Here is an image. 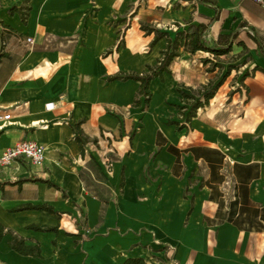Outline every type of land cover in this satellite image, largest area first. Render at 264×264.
Here are the masks:
<instances>
[{
	"label": "crops",
	"instance_id": "crops-1",
	"mask_svg": "<svg viewBox=\"0 0 264 264\" xmlns=\"http://www.w3.org/2000/svg\"><path fill=\"white\" fill-rule=\"evenodd\" d=\"M133 1L31 0L22 23L8 9L24 0H0V154L21 140L45 148L38 166L0 167V224L26 245L38 244L40 258L13 252L7 234L0 242V264H122L133 258L145 264H264V231L219 224L204 162L181 153L177 165L166 150L200 146L218 150L230 165L258 163L249 199L264 207V72H252L264 71V56L252 41L264 48V4L137 0L142 6L128 13L129 24L119 30L124 18L118 20V14ZM216 13L207 39L237 32V40L253 49L249 77L227 107L212 108L214 97L211 106L199 109L191 131L176 132L164 116L174 117L172 110L181 103L178 90H192L188 76L202 82L210 73L199 75L202 64L196 76L190 73L193 55L180 52L170 75L150 83L145 109L131 107L139 83L106 82L117 72H144L165 49L164 39L148 46L153 36L139 30L140 22L174 34L190 24L206 25ZM48 103L52 110L45 109ZM5 115L10 119L3 120ZM79 122L88 139L84 156L75 141ZM158 132L166 140L161 148ZM23 177L57 189L37 181L13 184ZM232 184L228 177L219 187L225 204L233 196ZM26 204L48 205L56 214L11 212Z\"/></svg>",
	"mask_w": 264,
	"mask_h": 264
},
{
	"label": "trees",
	"instance_id": "trees-1",
	"mask_svg": "<svg viewBox=\"0 0 264 264\" xmlns=\"http://www.w3.org/2000/svg\"><path fill=\"white\" fill-rule=\"evenodd\" d=\"M31 0H24L23 4L20 7H11L8 9V14L13 15L17 13L20 16L21 22L25 23L27 16L31 10L30 7ZM199 4H205L208 0H197ZM134 17V14H131ZM218 20V14L216 13L214 17L206 25H187L185 30H177L173 37L171 34L165 31L157 30L151 24L146 22L139 23V30L144 33L145 36H153L152 40L149 42L148 46L153 47L160 39L165 40V49L160 52V57L156 60V64L153 66H146V70L141 73L128 71V73L117 72L106 78V82H126L128 80H133L139 83V87L135 92L134 100L131 104L132 108L140 107L143 104V107L148 106L151 93H150V83L153 80L164 81V75H170V66L174 62L175 58L180 56V52H184L188 55H194L197 52L208 54L212 59H200L203 65L207 63H212L213 60L218 61L221 57L229 54L232 51V47L235 45V42L238 38L237 32L229 33H220L217 36V39L214 43H210L207 39V34L209 31V26ZM242 24H239V27H242ZM253 43H256L257 54L259 56H264V48L261 47L260 43L256 41L255 38H252ZM237 46H241L243 49L246 48L245 44L238 40L236 43ZM118 46L124 47L122 41H119ZM117 46V47H118ZM108 54L111 53V50L107 51ZM216 68H220V64H215ZM233 70V67H229L228 70L223 74V77L213 84L212 81H209L206 85H201L200 89L197 91V95L193 90L190 96L185 92L178 90L177 92L181 96V104L174 106L177 110V121L168 119L165 124L169 126H174L175 131H191V121L192 118L196 116V113L199 109H203L208 106L209 101H211L217 90L223 85L225 79L229 76L230 71ZM256 70L262 71L258 67H254L252 72ZM247 77L248 73H244L241 77V82H243ZM237 92L232 91L231 94ZM197 96V97H196ZM81 122L75 124V141L79 146L81 156H84V145L88 142V139L85 138L80 129ZM156 145L158 148H161L163 144L166 143L162 134L159 132L156 135ZM96 141L94 140L93 143ZM167 152L176 157V164H180V154L189 153L194 157L196 161L201 160L204 162L207 171H209V179L206 181L205 186L209 187L211 190L209 200H213L218 203V209L216 211V218L218 223H230L239 231L255 232L259 233L264 231V207L259 204L254 203L249 199V184L251 181L256 180L259 176V165L257 164H248V165H238L236 163L230 165L225 156L222 155L218 150L212 148H205L200 146H193L186 148L184 150L176 149L175 147L169 145L167 147ZM174 172V170H173ZM175 173V172H174ZM230 177L233 190L232 198H229L225 204L223 200V193L219 190L220 185L226 182V178ZM43 182L47 184L48 187H57L53 186L47 181L40 179L32 180L27 177L20 178L15 181L13 184H22L26 182ZM64 197H66L63 194ZM20 211H44L50 214H56L52 207L48 205H30L26 204L18 208L12 209L11 212H20ZM32 230L37 232H53L56 231V228H46L40 229L35 226L30 227ZM9 234L11 239L8 241L10 249L18 255L31 257V258H40V250L38 244L35 245H26L23 238L16 235L10 230H6L0 224V242L2 241L5 235ZM122 264H145L142 259L133 258L128 259Z\"/></svg>",
	"mask_w": 264,
	"mask_h": 264
},
{
	"label": "rangeland",
	"instance_id": "rangeland-1",
	"mask_svg": "<svg viewBox=\"0 0 264 264\" xmlns=\"http://www.w3.org/2000/svg\"><path fill=\"white\" fill-rule=\"evenodd\" d=\"M138 6H142V2H138L137 0L133 2H129L128 4L125 5V11L121 13L120 15L118 14V20H121V18H124L123 21H121V23L123 24L121 25L119 30L126 28L127 24H129V20H131V17L130 15H128V13L133 10H136ZM229 31L230 30L224 33H228ZM173 35L174 34H171V37H173ZM209 42L214 43L215 41L211 40ZM237 42L238 40H236V43ZM252 51L253 49H249L247 47L243 49L241 46L234 45L232 47V51L229 54L218 59L219 62L213 60L212 63H207V65H203L200 59H207V58L212 59V57L209 56L208 54L206 55L204 53L197 52L193 55L194 58L192 59L190 56H186L189 59L194 60V62H191L189 66L190 73L192 72L196 76L198 74L197 68L199 67L198 66L199 64H202V67H203L202 69L199 67L200 70L202 71L199 74L200 76H202L203 72H207V71L210 72L205 77V80H202V82H199L198 79L191 77L193 76L192 74L188 76L190 77V79L194 81V83L192 84L193 92H195V94L197 95V91L200 89V86L202 85L200 83H204V85H206L209 81H212L213 84H215L223 77V74L228 70L229 67H233V70L230 71L229 76L225 79V81L223 82V85L217 90L218 92L215 95V97L217 98L216 103H214L213 100L209 101L208 103V106L209 105L211 106V103L212 104L214 103L212 105V108H223L224 106L227 107L228 106L227 104L231 102L232 91L238 90L239 87L244 89L242 82H241V77L243 76L244 73L249 72L248 68L252 61L251 59ZM198 57H201V58H198ZM216 63H219L221 67L216 68L215 67ZM182 91L190 96L193 94V92L186 90L184 88H182ZM178 97L181 102V96L179 94H178ZM163 103L169 106L170 101L169 99H165ZM172 111H174L175 113H174V117L171 120L176 121L177 119L175 118V116H177V110H172ZM127 113L128 111H124L125 115H127ZM169 118H170L169 116H166V117L164 116L165 121L168 120ZM138 124H139V121H136L135 125L138 126ZM99 192H101V190H99Z\"/></svg>",
	"mask_w": 264,
	"mask_h": 264
},
{
	"label": "built area",
	"instance_id": "built-area-1",
	"mask_svg": "<svg viewBox=\"0 0 264 264\" xmlns=\"http://www.w3.org/2000/svg\"><path fill=\"white\" fill-rule=\"evenodd\" d=\"M253 1V0H252ZM257 3L264 4V0H254ZM27 44H32L30 39L26 40ZM53 104L45 105L46 110H52ZM10 119L9 115L3 116V120ZM45 148L33 141L21 140L16 142L12 147L7 148L0 154V167L10 168L13 164L23 163L29 166H38L44 161Z\"/></svg>",
	"mask_w": 264,
	"mask_h": 264
}]
</instances>
